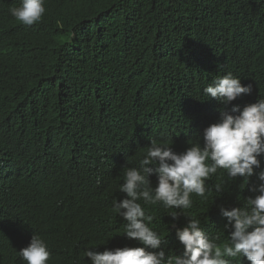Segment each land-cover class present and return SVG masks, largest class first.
I'll use <instances>...</instances> for the list:
<instances>
[{"label": "trees", "instance_id": "trees-1", "mask_svg": "<svg viewBox=\"0 0 264 264\" xmlns=\"http://www.w3.org/2000/svg\"><path fill=\"white\" fill-rule=\"evenodd\" d=\"M19 5L0 0V264H27L18 252L33 234L49 245L47 264L141 246L112 211L124 167H139L151 140L178 153L200 140L224 108L203 91L217 76L253 88L225 110L264 98V0H44L31 26L11 15ZM221 172L206 183L222 179L224 192L193 194L178 221L176 209L138 201L166 254H182L170 225L188 213L227 240L218 205L252 194Z\"/></svg>", "mask_w": 264, "mask_h": 264}, {"label": "clouds", "instance_id": "clouds-1", "mask_svg": "<svg viewBox=\"0 0 264 264\" xmlns=\"http://www.w3.org/2000/svg\"><path fill=\"white\" fill-rule=\"evenodd\" d=\"M44 12V0H20L18 7L10 9L11 15L27 26L38 22ZM203 91L224 108L219 119L203 130L200 140L179 153L166 142L151 140L139 167H124L120 191L125 195L113 201L112 211L126 221L124 237L141 246L103 252L88 249L84 255L90 264H232L225 257L264 264V98L225 110L233 101L253 92L251 84L243 86L231 72L217 76ZM218 170H223L221 176L226 173L233 180L242 178L252 194L242 206L218 205L220 215L227 221L223 228L228 233L227 240L219 243V235L207 233L200 219L188 213L183 227L170 225L176 230L182 254H166L161 248V234L151 226L156 217L147 214L138 201L159 204L165 210L176 209L168 216L178 221L184 210L192 208L193 194L207 201L213 189L217 194L224 192L222 179L213 186L206 183ZM153 175L154 187L150 181ZM48 249L46 241L33 234L18 255L27 264H47L51 256Z\"/></svg>", "mask_w": 264, "mask_h": 264}]
</instances>
